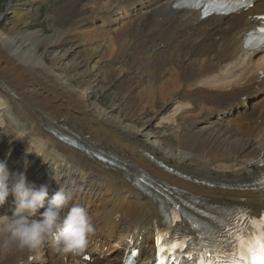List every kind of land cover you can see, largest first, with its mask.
<instances>
[{
  "label": "bare ground",
  "instance_id": "1",
  "mask_svg": "<svg viewBox=\"0 0 264 264\" xmlns=\"http://www.w3.org/2000/svg\"><path fill=\"white\" fill-rule=\"evenodd\" d=\"M177 1L67 0L52 7L49 35L31 28L44 3L19 11L14 0L5 2L0 125L14 132L8 147L15 141L28 150L30 165L41 163L30 185H48V199L60 185L75 193L73 204L85 208L87 199L96 232L85 250L90 261L51 244L29 252L0 242V264H119L130 246H139L145 261L172 204L185 214L176 226L195 237L211 234L225 209L242 205L255 217L264 214V48L244 43L254 25L249 16L264 13V2L248 13L201 19L199 11L173 9ZM3 11L14 18L9 26L1 25ZM79 18L97 31L87 32ZM98 32L104 44L96 47ZM102 47L117 54L111 65L98 54ZM69 52L79 60L65 63ZM111 77L127 84L124 103L94 95L95 85L104 89ZM169 100L175 108L167 120L179 123L174 142L150 129ZM49 134L61 144H43ZM49 162L54 167L44 171Z\"/></svg>",
  "mask_w": 264,
  "mask_h": 264
},
{
  "label": "clouds",
  "instance_id": "2",
  "mask_svg": "<svg viewBox=\"0 0 264 264\" xmlns=\"http://www.w3.org/2000/svg\"><path fill=\"white\" fill-rule=\"evenodd\" d=\"M10 194L15 196V210L11 216H0V242L4 248L39 252L51 244L63 254L78 256L85 252L96 229L88 211L72 203V190L60 185L48 199V185L37 189L27 183L24 172L10 173L7 163L0 161V206ZM41 209V218H33Z\"/></svg>",
  "mask_w": 264,
  "mask_h": 264
},
{
  "label": "snow or ice",
  "instance_id": "3",
  "mask_svg": "<svg viewBox=\"0 0 264 264\" xmlns=\"http://www.w3.org/2000/svg\"><path fill=\"white\" fill-rule=\"evenodd\" d=\"M200 2L201 0H192V6L200 7ZM207 2L215 4L217 0ZM205 15L208 13L205 12ZM261 32L264 33V28ZM245 46L250 45L246 43ZM259 46H264V36L261 37ZM242 217L236 218L225 242L203 246L194 253L195 260L187 252L188 241L178 240L171 243L165 240L171 246L168 249H161L167 259L161 260L160 264H183L185 259L187 264H264V217L258 220H253L250 214H242ZM159 243L160 241L158 245Z\"/></svg>",
  "mask_w": 264,
  "mask_h": 264
},
{
  "label": "rangeland",
  "instance_id": "4",
  "mask_svg": "<svg viewBox=\"0 0 264 264\" xmlns=\"http://www.w3.org/2000/svg\"><path fill=\"white\" fill-rule=\"evenodd\" d=\"M7 0H0V11L2 10L5 2ZM65 1L67 0H42V1H37V0H14L13 2V8L16 9V10H30V11H34L37 7H41L42 4L44 3V7H43V18L42 16L38 19L35 18V21L33 22V24L31 25V28L33 29H39V30H42L44 32V34L46 35H49L52 33V27H51V9L53 6H60V5H63L65 3ZM10 5L8 4V7ZM50 10V11H48ZM47 12V13H46ZM48 15V16H47ZM2 18H5L4 21H7L6 23H4V21L1 22V25L4 27V26H9L10 24L9 23H13L14 21V18H12L11 15H8L7 11H3L2 13ZM47 20H46V19ZM79 20L81 21V23H87V21L89 19H80ZM89 22V21H88ZM48 28V29H47ZM50 29V30H49ZM76 37V36H74ZM77 38V37H76ZM65 40H68L67 38H65ZM98 40V41H97ZM93 43V46H100V45H103L102 43H99V38H96L94 40L91 41ZM92 43H87V44H92ZM61 46H64V47H67L68 45H61ZM60 46V47H61ZM55 49L53 48V51ZM130 49L127 50V56L129 58V61L130 63H133V58L130 55ZM104 52V47L102 48H99L98 50V54L99 55H102V53ZM125 56H122L121 58L123 59ZM78 57L76 56V54L74 52H69L65 58V63L67 64H70L74 61H78ZM111 65V63H108ZM121 79V80H120ZM123 79L122 78H115V77H111V79L108 81V83L105 85V88L103 89L102 88V85L101 84H97L95 85V92L94 95H96L99 99H103L104 101L107 102L108 105H110L109 103H112V100H113V97H117L118 96V100H122L125 101L128 100L127 99V94L125 95V93H127L128 91V88H127V84L124 86L123 83H122ZM125 87V88H124ZM127 88V90H126ZM115 91V92H114ZM126 91V92H125ZM115 93V94H114ZM121 93H124V97L122 99V94ZM119 100V101H120ZM115 101V100H114ZM170 102L169 104L165 105L164 108L162 106V111L160 112V114L158 115L159 117H167L172 115L173 113V110L175 108V105L174 103H172V101H168ZM124 103V102H123ZM172 104V105H171ZM170 106V107H169ZM113 108H115L114 106H112ZM110 107V109L112 108ZM112 108V109H113ZM116 110L114 109V112ZM136 116V112H134V115H130L129 119L131 118H135ZM148 117V118H147ZM152 116H143L141 119H149L151 118ZM159 117L155 118L152 120V123L150 124V129L153 131V132H156L157 131V135H161L159 137H163L164 139H166L167 141H172L174 142L175 139L172 138L173 137V133L172 131L174 130V128L176 127V124H177V121L174 120L173 121V124H172V127H171V123L172 121H168V117L160 123L159 122ZM158 119V120H157ZM155 121L157 123H155ZM154 122V123H153ZM165 122H168L167 124L169 125L168 127L165 125V127H161L163 123ZM170 122V124H169ZM159 124V125H158ZM153 126V127H152ZM155 126V127H154ZM157 127V128H156ZM154 128V129H153ZM159 128V129H158ZM168 128V129H167ZM166 131H165V130ZM169 132V135H168V132ZM164 132V133H163ZM162 133V134H161ZM164 134V135H163ZM172 135V136H171ZM167 136V137H166ZM170 137V138H169ZM174 140V141H173ZM6 138L3 137V134L0 133V147H2V151L5 155H9L10 154V150H8V148L6 147ZM57 143L58 144H61L58 139H57V136L55 135H51L49 134V136L44 139L43 141V144H48V145H51V146H57ZM12 145H15L12 147ZM9 146L12 147L13 149L15 148H21V150L19 149V152L15 155V159L16 161H21L20 164H21V169H23L24 167H29V165H27L25 162H28V160H26L25 158V154H24V151H22V149L24 148L23 146L19 145V144H15V141L14 142H9ZM35 162V161H34ZM33 162V164H34ZM37 162H40V161H37ZM41 165V163L39 164V166ZM52 165V166H51ZM37 166V164H36ZM53 164L51 162H49V164L47 163L45 166H44V171H47L48 168H53ZM32 169L34 168L33 165L31 167ZM27 171V169L25 168L24 169V172Z\"/></svg>",
  "mask_w": 264,
  "mask_h": 264
}]
</instances>
